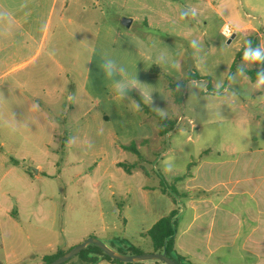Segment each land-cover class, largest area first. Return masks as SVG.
Masks as SVG:
<instances>
[{
    "label": "crops",
    "instance_id": "obj_1",
    "mask_svg": "<svg viewBox=\"0 0 264 264\" xmlns=\"http://www.w3.org/2000/svg\"><path fill=\"white\" fill-rule=\"evenodd\" d=\"M71 2L81 11L92 10L95 5L94 0H0V105L4 106L0 113L7 121L8 134L13 136L11 141L17 133L27 149L43 152L46 158L55 137H60L56 142L62 153L79 149L105 152L102 158L92 159L96 170L85 172L93 187L101 186L96 194L101 222L65 244L58 236L49 242V230L58 232L59 205L55 195L63 200V188L56 187V179L46 174L42 163H35L29 171L19 161H0V264H42V256L57 249L67 250L89 236L108 243L113 250L114 243L121 245L119 239H127L141 249L140 245L149 240L142 234L174 207L170 196L159 189L157 177L151 178L139 168L127 173L119 163L138 161L124 160L125 153L132 152L124 147L136 145L140 154L141 148L145 150L155 137L168 135L176 123L161 134L162 125L156 116L136 111L129 101L115 97L99 64L107 52L130 75L137 73L141 88L154 91L150 109L158 115L154 108L161 109L169 100V92L150 69L155 65L174 79H181L185 74L186 45L176 43L167 33L164 36L150 30L126 35L105 18L89 15L76 22L87 21L92 28H76L79 37L72 36L86 48L85 68L79 71L80 49L62 47L65 22H73L64 15ZM144 24L152 31L159 29L145 20ZM233 36L234 33L230 38ZM161 55L164 62L157 64ZM177 63L179 68L173 67ZM133 90L140 94L138 89ZM94 136L103 139L97 141V148L88 147ZM60 147L52 150L57 152ZM258 151L264 153V148ZM109 152L119 155L108 157ZM83 160L79 155L68 162L80 164ZM48 162L58 167L53 160ZM50 173L56 175L54 171ZM187 173L185 190L201 188L203 192L185 193L188 199L180 215L181 231L175 236L176 252L192 264H229L223 250L233 248L242 231L245 237L241 249L251 252V238L264 232V191L257 195L258 190L264 189V160L201 159ZM115 195L125 199L121 210L112 202ZM251 200L255 202V213L251 212ZM60 205L63 212V204ZM106 215L109 220H105ZM253 242L256 248H264V240ZM149 252H153L152 245L149 251H143ZM255 254V264H264L260 253ZM97 264L122 263L102 260Z\"/></svg>",
    "mask_w": 264,
    "mask_h": 264
},
{
    "label": "rangeland",
    "instance_id": "obj_2",
    "mask_svg": "<svg viewBox=\"0 0 264 264\" xmlns=\"http://www.w3.org/2000/svg\"><path fill=\"white\" fill-rule=\"evenodd\" d=\"M94 2L92 10L81 11L76 3L71 2L64 11L65 19L71 17L73 22H65L62 47L80 49L79 71L85 68L86 48L80 46L75 39L79 37L76 28L84 26L92 28L93 25L86 24L87 21L85 24H78L76 21L91 15L90 17L105 18L109 25L126 35L146 33L150 30L149 32L156 34L165 36L167 33L173 36L176 43L185 44L188 49L183 57L184 76L187 73H196L202 77L187 82L180 105L174 104L170 98L165 102L161 110L166 111L167 117L176 125L168 135L152 139L150 145L145 150L141 148L139 154L144 160L145 171L151 178L158 179L159 173L167 184L177 191L178 196L170 198L174 201L173 208L178 210L177 231L180 233L182 227L180 215L188 199L185 193L196 195L203 192L201 188L185 190V179L190 167L195 166L201 159L244 161L256 157L264 160V153L258 151L259 148H264V88L258 89L257 77L252 78L246 73L255 69L262 71L264 66L255 64L246 66L242 59L247 41L250 40L254 46H264V0H94ZM189 8H196L198 15L195 18H182L184 10ZM122 18L132 19L130 27L126 28L121 24ZM144 20L157 25L159 29H154L155 31L148 29ZM225 25L234 33L232 38L222 34ZM89 37L90 34H87L88 43ZM193 39L202 45L199 58L194 56L190 47V41ZM238 67H244L242 75L237 74ZM230 76L236 77L234 82L229 80ZM0 107L4 109L3 105ZM18 116L17 114V118ZM6 123L0 113V161L6 163L19 161L29 171L35 163H42L46 174L56 179V187L63 188V200L55 195L59 205L56 222L58 232L53 233L54 228L53 231L49 230L48 241H54L58 236L65 244L83 235L89 228L98 227L101 221L97 213L96 194L101 191V186L93 187L85 172L89 171L91 174L96 170L92 165V159L102 158L105 152L97 149L90 152L78 148V152L66 150L62 153L56 142L60 137H55L46 152L48 156L46 158L43 152L27 149V146L23 145V138L17 133L11 141L13 136L8 134ZM102 139L100 136L91 137L88 147L97 148L99 146L97 141ZM133 146L137 148L136 145ZM58 147L60 148L57 152L52 150ZM205 151L207 152L204 153ZM132 152H126L124 160L139 158ZM79 155L84 159L80 164L68 162ZM118 155L119 153H107L108 157ZM51 160L57 163L58 167L48 162ZM166 160L174 163L173 169L169 172L164 168ZM52 171L56 175H51ZM78 172L81 178H78ZM48 189L50 192L51 187ZM262 191L264 189L258 190L257 195ZM122 201L123 199L117 195L112 199L119 210ZM255 209V202L251 200V212L255 213ZM108 217L106 215L105 220H109ZM50 222L49 217L48 228H51ZM244 237L245 232L242 231L235 239L233 248L223 250L226 253L224 258L229 264H255L257 261L255 253H260L261 260H264V248H256L253 242L264 240V232H257L251 238V252L241 249ZM140 247L144 252L149 251L150 240ZM113 248L120 247L114 243ZM76 262L75 258L72 259V263Z\"/></svg>",
    "mask_w": 264,
    "mask_h": 264
},
{
    "label": "trees",
    "instance_id": "obj_3",
    "mask_svg": "<svg viewBox=\"0 0 264 264\" xmlns=\"http://www.w3.org/2000/svg\"><path fill=\"white\" fill-rule=\"evenodd\" d=\"M256 66H264V64L256 65ZM259 69H255L253 71H246L252 78L257 77V73ZM150 73L154 76H157L161 79L164 88L169 92V98L174 104L180 105L183 102L184 96V89L188 81L201 79L199 75L196 73H187L186 76L179 80H174L169 74L161 70L158 66L153 65L150 69ZM210 90V89H208ZM129 95L140 103V111L145 115H154L156 116L161 125L162 130L161 134L166 132L167 130L171 129L174 125V122L170 119L162 118L159 115L150 109V107L143 103L142 97L139 93L131 90ZM127 150L133 151L135 154L139 156V152L133 145H129L124 147ZM205 151L204 153H206ZM142 159L138 158L136 163H119V166H122L127 173H130L132 169L139 168L144 173H146L145 168L142 165ZM159 177L158 179V187L163 193H167L170 197L171 196H178L177 191L167 184L166 180L161 174H157ZM177 179V178H176ZM179 179V178H178ZM174 202V201H173ZM177 215L178 210L173 208L167 215L159 218L147 231H145L142 235L147 237L152 245L153 252H163L166 256L173 259L179 264H192L189 262H185L181 255H179L175 250V236L177 232ZM120 248H115V251L124 254H138L143 253V251L136 245L132 244L127 239H119ZM70 249V248H69ZM68 250V249H67ZM63 249H57L53 253L46 254L42 256V264H47L53 259L57 258L58 256L62 255L65 251ZM77 260V264H97L102 260H106L113 263H122V264H132L128 262H121L117 259H112L108 257L106 254L102 252L100 248L95 245H88L83 248L79 253H77L74 257L67 260L66 264H73L72 259ZM139 263V262H136ZM149 264H164L161 261H148Z\"/></svg>",
    "mask_w": 264,
    "mask_h": 264
},
{
    "label": "clouds",
    "instance_id": "obj_4",
    "mask_svg": "<svg viewBox=\"0 0 264 264\" xmlns=\"http://www.w3.org/2000/svg\"><path fill=\"white\" fill-rule=\"evenodd\" d=\"M198 15V11L196 8H189L184 10V14L182 18H195ZM190 47L193 49L194 56H197L199 58L200 51L202 48L201 43L193 39L190 41ZM165 57L161 55L157 58V64L164 62ZM243 61L244 65L246 66H252V65H261L264 64V46H254L252 42L249 40L246 42V47L244 49V55H243ZM173 67L179 68V64H173ZM99 69L103 73V76L107 81H109L110 90L112 93L117 97L120 101H129L130 106L136 110L139 111L140 109V103L136 100L132 99L129 96V93L133 89H138L142 101L146 105L152 104V93L153 90H150L148 88H141L142 83L137 79V73L135 75H130L128 70L125 66L120 64L115 58H113L109 53L105 52L101 56V62L99 64ZM244 72V67H238L237 74L242 75ZM235 76H230V81H235ZM256 87L264 88V70L259 71L257 73V79H256ZM2 94H0V102H2ZM155 111H157L158 115H160L162 118L167 117V112L164 110H161L159 108H154ZM69 143L72 144V138L69 139ZM174 163L171 160H166L164 162V168L166 172H169L173 169Z\"/></svg>",
    "mask_w": 264,
    "mask_h": 264
},
{
    "label": "water",
    "instance_id": "obj_5",
    "mask_svg": "<svg viewBox=\"0 0 264 264\" xmlns=\"http://www.w3.org/2000/svg\"><path fill=\"white\" fill-rule=\"evenodd\" d=\"M131 18H122L121 24L128 28L131 24ZM95 245L102 250L104 254L112 259H117L121 262H128V263H135L141 261H161L164 264H179L173 259L166 256L163 252H149V253H138V254H124L118 251L113 250L109 246H107L103 241L99 238L94 236H89L82 242L72 246L70 249L65 251L62 255L58 256L57 258L53 259L47 264H62L65 263L67 260L74 257L77 253H79L83 248L88 245Z\"/></svg>",
    "mask_w": 264,
    "mask_h": 264
},
{
    "label": "built area",
    "instance_id": "obj_6",
    "mask_svg": "<svg viewBox=\"0 0 264 264\" xmlns=\"http://www.w3.org/2000/svg\"><path fill=\"white\" fill-rule=\"evenodd\" d=\"M231 32V29L226 25L222 28V34L226 37H230L232 34Z\"/></svg>",
    "mask_w": 264,
    "mask_h": 264
}]
</instances>
